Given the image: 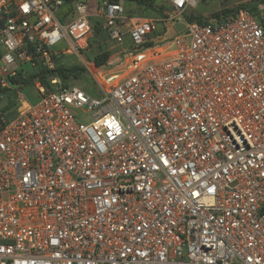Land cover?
Masks as SVG:
<instances>
[{"label":"built area","instance_id":"built-area-1","mask_svg":"<svg viewBox=\"0 0 264 264\" xmlns=\"http://www.w3.org/2000/svg\"><path fill=\"white\" fill-rule=\"evenodd\" d=\"M125 1L0 0V101L22 103L0 114V264H264V18ZM93 17L131 46L86 64L98 97L35 78L26 99L27 70L83 54Z\"/></svg>","mask_w":264,"mask_h":264},{"label":"rangeland","instance_id":"rangeland-1","mask_svg":"<svg viewBox=\"0 0 264 264\" xmlns=\"http://www.w3.org/2000/svg\"><path fill=\"white\" fill-rule=\"evenodd\" d=\"M197 5L196 7L189 8L184 13V18L187 20V17H201L204 20L214 18V14L220 13L223 9H234L238 5L248 6L255 13L256 16H261L264 18V0H195ZM163 0H157L155 8L147 9L143 7H136L129 4L127 1L124 2V7L126 9V14L128 17L140 18V17H158L160 16ZM96 7L93 3H90L89 13L91 15L95 14ZM93 25V31L90 35L89 42L91 45L88 46L85 53L79 55L78 57L74 54H65L62 53L58 58L53 60L52 68H30L27 70L25 80L26 84L21 90V94L28 99L30 102L36 101V92L33 88V83L29 80V77L34 76L40 72H45V70H56L63 69L69 70L72 68L80 69V71L75 72V74H69L68 72H57L53 74H46L44 76L45 82L50 83V80H57V85L55 87H76L81 90H84L90 96L97 98L98 97V88L96 86L95 80L91 74V70L86 66V64L91 65L92 62L88 58L92 52H97L99 50H104L109 53L108 63L112 65L118 64L124 57L130 54V43L127 37H122L120 42L112 41L105 33L99 22L93 17L90 19ZM173 35L172 31L167 34V38H170ZM157 40H163L164 37H157ZM161 40V41H162ZM163 43V42H162ZM93 50V51H92ZM92 51V52H91ZM101 71V70H100ZM51 84V83H50ZM22 103L19 97L11 96L6 100L0 101V108L7 106L8 110L5 112L6 120L12 119L17 110L21 107ZM83 114H81L80 122L89 123L91 121L92 112L86 113V109H82Z\"/></svg>","mask_w":264,"mask_h":264},{"label":"trees","instance_id":"trees-1","mask_svg":"<svg viewBox=\"0 0 264 264\" xmlns=\"http://www.w3.org/2000/svg\"><path fill=\"white\" fill-rule=\"evenodd\" d=\"M129 2H130V0H129ZM135 3H136V7H143V8H147V9H151L152 7L155 8V6L153 5V3H151V1L135 0ZM238 6L239 7H245L244 5H238ZM246 8H248V6ZM248 9H249V11H252L250 8H248ZM233 12H234V9H231V10L223 9L220 13L214 14L213 17H219L220 14L227 15V14H230ZM252 14L256 16L255 13H252ZM186 21L187 22H196L198 24H202L204 19H202L201 17H195V18L187 17ZM89 45H91V43L88 41V46ZM88 46H87V48H88ZM86 50H85V52H86ZM88 58L95 65L96 68L103 69V68L107 67L109 53L107 51H104V50H99V51L94 52V53L92 52V54ZM77 71H80V69L72 68L69 70H63V69L45 70V72H40L34 76L29 77V80L32 81L33 79L38 78L41 81V83H43L44 85H47V83L45 82V78H44V76L46 74H53V73H57V72H59V73L60 72H68L69 74H75V72H77ZM20 81L22 84H24V85L26 84L25 79H20ZM15 82H18V80H16ZM7 110H8L7 106L0 108V114L3 112H6Z\"/></svg>","mask_w":264,"mask_h":264},{"label":"water","instance_id":"water-1","mask_svg":"<svg viewBox=\"0 0 264 264\" xmlns=\"http://www.w3.org/2000/svg\"><path fill=\"white\" fill-rule=\"evenodd\" d=\"M176 29H177V31H181L184 29V26L183 25H176Z\"/></svg>","mask_w":264,"mask_h":264}]
</instances>
